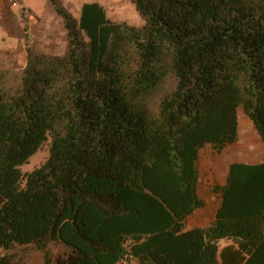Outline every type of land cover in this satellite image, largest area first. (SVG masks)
I'll return each instance as SVG.
<instances>
[{"label":"trees","instance_id":"obj_1","mask_svg":"<svg viewBox=\"0 0 264 264\" xmlns=\"http://www.w3.org/2000/svg\"><path fill=\"white\" fill-rule=\"evenodd\" d=\"M49 2L64 51L0 69V264H28L21 247L51 264L52 244L56 264H264V152L229 164L214 221L186 228L200 151L237 142L239 109L264 150V0H131L140 25Z\"/></svg>","mask_w":264,"mask_h":264},{"label":"rangeland","instance_id":"obj_2","mask_svg":"<svg viewBox=\"0 0 264 264\" xmlns=\"http://www.w3.org/2000/svg\"><path fill=\"white\" fill-rule=\"evenodd\" d=\"M99 2L106 9L110 19L118 22H127L129 24L140 25L141 19L137 15L131 0H62L64 5L76 16L80 12L81 5L85 2ZM32 7L40 18H44L46 12L45 0H32ZM29 18V37L24 43L25 47H31L34 50L46 51L50 53H61L65 49L66 36L63 32V23L59 17L60 23L57 24L52 19L47 20L48 26L52 29L51 34L45 35L42 32V27L39 26V21L35 17ZM51 31V30H50ZM12 35L0 29V50L16 47V40ZM4 68V67H3ZM15 68V67H7ZM1 69V68H0ZM17 69V68H15ZM238 140L236 143L225 148L221 154H217L211 146H206L200 151V156L197 161L200 171V181L198 192L202 199L208 200L213 197V186L219 182V179L224 177V171L229 165L228 156H232L231 160L248 162L251 159V151L257 150L261 154L263 144L253 129L251 121L239 109L238 112ZM250 141V142H249ZM51 139L49 138L38 152L33 155L29 161L21 167L23 173H29L36 168H39L49 156ZM253 147V150H250ZM48 250L51 253V264H56L55 257L65 251L63 245L52 244ZM21 253L28 264H43L44 255L42 251H37L32 247H21Z\"/></svg>","mask_w":264,"mask_h":264},{"label":"crops","instance_id":"obj_3","mask_svg":"<svg viewBox=\"0 0 264 264\" xmlns=\"http://www.w3.org/2000/svg\"><path fill=\"white\" fill-rule=\"evenodd\" d=\"M46 1L45 16L40 18L38 14L34 11L32 7V0H0V29L7 32V34L12 35L13 39L16 40V47L8 48L7 50H0V68L15 67L22 68L26 60L25 45L26 36L24 31V20L27 19L29 23L28 16L35 17L39 21V26L42 27V32L45 35H49L52 29L48 26L47 20L52 19L57 24L60 23L58 16L53 11L49 0ZM51 30V31H50ZM253 147H250L251 151ZM262 149L261 154L257 150L251 151V159L247 163L258 164L263 159ZM232 156H228L229 164L236 162L231 160ZM229 166V165H228ZM227 169L224 171V177L219 179L217 184L223 185L227 176ZM220 206L219 194L214 193L212 199L204 200V206L196 210L186 221V228H196V227H208L215 219V214ZM232 244V240L223 239L219 242V248L222 250L226 246Z\"/></svg>","mask_w":264,"mask_h":264},{"label":"bare ground","instance_id":"obj_4","mask_svg":"<svg viewBox=\"0 0 264 264\" xmlns=\"http://www.w3.org/2000/svg\"><path fill=\"white\" fill-rule=\"evenodd\" d=\"M250 142V141H249Z\"/></svg>","mask_w":264,"mask_h":264}]
</instances>
